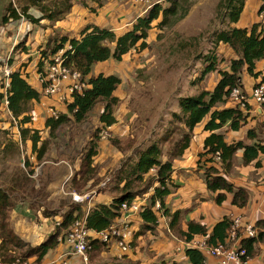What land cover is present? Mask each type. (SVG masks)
<instances>
[{
    "label": "trees",
    "instance_id": "16d2710c",
    "mask_svg": "<svg viewBox=\"0 0 264 264\" xmlns=\"http://www.w3.org/2000/svg\"><path fill=\"white\" fill-rule=\"evenodd\" d=\"M22 6H15L14 0H0V37L9 38L14 35L21 18L26 27L30 23L34 29L41 27V22L47 20L56 23L64 19L71 11L72 0H58L52 4H42L44 0H21ZM264 1V0H262ZM246 0H220L216 6V14L223 29L212 34L213 48L204 57L207 65L203 68L199 80L206 75L217 72L218 79L211 90L200 91L196 95L178 99L179 113H173V118L182 127V134L174 143L173 152L166 159L161 158V149L158 143H151L146 148L137 152L136 159L127 162L121 167L113 179L112 191L117 192L108 203L96 202L86 215V227L93 232L107 230L121 217V205L130 203L139 195H148L145 204L138 212L140 225L134 238L154 232L158 227L159 217L168 218V228L174 232L183 243H190L196 236H206L209 245L223 243L231 226L228 216H223L211 229L199 222L187 220L185 227H181L182 212L171 211L166 206V198L177 189L172 178L174 161L182 159L184 153L190 148L194 130L201 126L207 135L202 140V148L196 155L195 170L200 174L206 191L212 196L216 206H221L229 200L232 207L242 209L248 202V191L236 186L228 180L227 174L232 171L236 156L240 154V164L243 167L254 165L261 166L264 159V141L257 135L255 129L246 132V140L226 141V133L238 132L246 125L248 113H244L238 106H231L229 93L233 88H238L245 94L244 77H249L255 83L251 89L264 85V76L256 71V64L264 60V24L256 22L250 27H237ZM191 6L190 0H164L153 5L144 15L136 19L131 28L122 33H115L106 28L89 24L80 29L77 37L67 35L49 38L43 46L39 47V58L36 62L37 74H43L46 67L52 62V57L63 51L64 65L76 70L81 75V80L86 87L81 92H73L68 100L64 101L65 111L57 113V117L45 119L44 127L53 138L60 127L69 123L86 127L89 116L96 105L101 104L98 116V126L92 132L87 142L76 158L75 169L72 172L70 184L78 193L92 188L98 184V166L94 159L99 152L100 133L106 128L117 123L114 116L115 108L119 103L116 92L121 84L120 78L115 74L95 73V66L111 61L120 63L132 51L142 52L149 47L147 42L149 31L152 28L159 30L171 28L184 19ZM30 8H36L38 15L28 13ZM158 21L156 26L154 22ZM24 37V32L22 33ZM26 45V46H25ZM27 48H25V47ZM66 46L70 48L67 49ZM224 46V55L219 52ZM20 53H28L30 46L24 39L14 46ZM227 51V54H226ZM230 53V54H229ZM232 54V56L229 55ZM222 55V56H219ZM15 58H9L7 63L11 68L8 83L9 87L4 92V80L0 79V116L7 112L9 123L18 131L11 141L2 145L1 153L6 156L13 150L18 154L19 146L27 147L30 144V155L36 159V164L42 162L47 151V141L42 139L40 131L29 127L31 124L32 105L41 101V91L33 87L22 68H13ZM226 61L225 69H219V64ZM256 80H258L256 82ZM6 97L7 105H4ZM264 108V101L260 105ZM249 106L246 105V110ZM4 131V130H3ZM15 140V142L13 141ZM112 147L119 153L125 148L120 147L117 139L111 140ZM29 157V156H28ZM26 175H32V163L24 159ZM153 170L152 178L149 177ZM25 175V176H26ZM146 178V179H145ZM146 181L142 190L133 189L134 183ZM120 188V189H119ZM11 191V188H9ZM9 190L0 188V264L27 263L29 258H34L35 264H40L48 253L57 246L58 237H63L70 225L84 217V206L71 203L66 211L57 216V212H44L47 218L59 221L53 233L35 246L24 242L16 236L10 228V212L14 203ZM150 192V193H149ZM159 207L155 210V205ZM256 236L243 239L240 244L247 251L249 257L253 256L254 244L264 238V220L255 223ZM66 231L65 233H61ZM90 233L89 260L90 264L100 263L102 254L109 251L111 244L101 242ZM132 243V242H131ZM25 248V252L16 255L17 249ZM188 264H203L205 253L187 247L181 249ZM28 264V263H27ZM159 264H175L160 262ZM264 264V255H263Z\"/></svg>",
    "mask_w": 264,
    "mask_h": 264
},
{
    "label": "rangeland",
    "instance_id": "374dc122",
    "mask_svg": "<svg viewBox=\"0 0 264 264\" xmlns=\"http://www.w3.org/2000/svg\"><path fill=\"white\" fill-rule=\"evenodd\" d=\"M219 1L190 0L191 6L184 19L171 28L159 30L154 27L149 31L147 40L149 47L147 49L142 52H130L120 63L100 66L101 73L117 75L121 84L116 92L119 99L114 112L117 123L111 129V136L100 141L102 144L94 159V164L98 166L100 180L97 185L83 192L94 191L97 194L93 198V203H95V198L102 201L105 199L104 196L110 198L116 195L117 192L112 191L115 174L121 167L126 166L130 159L135 160L137 152L151 143H158L163 160L169 157L173 152L175 141L179 139L183 131L178 121L173 118V113H179L178 99L196 95L203 90H211L215 85L218 79L217 72L206 75L203 80H199V76L207 65L204 62V57L213 48L212 34L224 28L216 14V6ZM22 3L21 0H14L15 6H22ZM28 13L38 15L36 8H30ZM248 17H251V14L246 10L241 21ZM157 23L158 21L153 25L156 26ZM32 29L34 27L28 23L24 37L19 38L20 43L24 39L33 40L35 38V41L37 38L39 39L38 42L34 41L29 44L28 53H20L15 50V47H10L6 56L0 54V61L6 62L7 58H15V61H12L14 63L12 67L14 69L22 68L23 72H26L27 79L36 85V62L40 55L39 47L44 45L43 41L46 39L41 38L42 31L34 33ZM0 42L3 44L1 39ZM0 51H4L3 46ZM220 51L223 53L222 49L218 53ZM225 67L226 61L219 64V69H225ZM64 101L61 103L62 109L57 103H55L57 109H54L51 103L32 105V121L29 127L39 130L42 139L47 141L46 155L39 164H36V159L30 155V148H28L30 144H27V147L18 145L20 151L18 154L15 150L6 156L1 153L2 145L11 141L9 137L15 135L18 130L8 125L9 120L6 115L0 116V188L5 190L11 188L9 192L14 207L13 212H10V223L13 229L24 232V224L29 220L30 212L38 213L42 218L44 212H57V216H60L61 209L72 202V196L69 193L80 194L71 187V171L73 172L75 169L76 158L85 142L98 126L101 104L96 105L91 112L83 130L81 127L69 123L60 127L56 136L52 138L44 127L45 119L50 117V108L56 114L65 111ZM255 130L259 137L264 136V123L258 124ZM198 131L202 132L200 129ZM112 139H117L120 142V147L125 148L123 153H119L116 148L112 147ZM13 141L15 142V140ZM27 158L32 163V175L25 174V170L29 171L24 168V159ZM62 161L69 164L71 171L65 177H61L60 188L52 190L55 187L52 185V181L56 169ZM242 168L244 167L236 159L231 173L241 179L243 177ZM153 173H149L150 178ZM145 179L134 183L133 189L142 190L143 185L146 184ZM102 183H105L103 185L105 187L100 188ZM99 192L100 197H98ZM69 197L71 200L68 199ZM143 197L147 199L148 195L138 196L139 199ZM209 197H211V201L212 196ZM197 198L199 199V197ZM22 217L26 218L24 222L20 221ZM168 220L166 218L167 222ZM32 228L37 229V224L34 223ZM26 230L28 231V229ZM171 233L169 235L163 230L145 233L141 241L144 248L143 253L132 242V255L122 259L108 255L101 258V261L109 264H159L163 261L186 264L180 258L181 252L173 246L179 244L180 239L174 232ZM133 234L134 232L130 234L131 240ZM15 252L17 256L21 255L25 252V248H19ZM68 261L73 263V257H70Z\"/></svg>",
    "mask_w": 264,
    "mask_h": 264
},
{
    "label": "crops",
    "instance_id": "0c3cea01",
    "mask_svg": "<svg viewBox=\"0 0 264 264\" xmlns=\"http://www.w3.org/2000/svg\"><path fill=\"white\" fill-rule=\"evenodd\" d=\"M57 1L58 0H44L42 4L48 5ZM261 4L262 0H246L244 10L236 26L240 28H248L254 23L259 22L257 18V13ZM246 10L247 12L249 11L251 17H248L247 19L241 21L242 16L244 15ZM143 15V7L138 4H135L133 0H72L71 11L64 19L56 23H49L47 20H43L41 22V27L38 28L39 30H32L34 33L42 31L41 38L46 39L43 41L45 44L50 37L58 35H67L70 38L77 37V34L80 29L89 24L96 25L100 28H106L119 34L129 30L133 23L136 21V19ZM26 30L27 27L25 23L21 21L18 24L16 31L13 30L14 35L12 36V38L0 37L3 42V44L0 42V49L1 46H3L4 48V51H0V54H4L6 56V54L9 53L10 47H14L16 45V43L19 41V38L23 37V32L25 35ZM29 40L30 39L26 40L27 45L33 43L35 41V38L33 40ZM38 40L39 39L37 38L35 42H38ZM221 49L223 50V52H225L226 48L222 46L220 47V50ZM229 56H232V54ZM8 59L9 58H7V61ZM106 64H112V62L108 61L103 64H97L94 68L95 73H99L100 66L103 67V65L106 66ZM256 71H259L261 73V76H264V60L257 62ZM28 81L30 82V80ZM35 81L37 86L32 82H30V84L33 87L37 88L39 91H41L42 87L38 80L37 72ZM257 81L258 80H256V82ZM243 83L245 87V94L249 97L251 86L255 83V81L250 79L249 77H244ZM67 100L68 99H66V101ZM46 103H51L54 109H57L55 105V103H57L60 106V109H62L61 102L57 99L41 96V101L38 103V105H47ZM248 106L249 109L244 112L248 113L249 115L246 125L241 128L238 132L226 133V141L231 142L236 140H243L249 143V140H246V132L250 129H255L258 124L264 123V108H261L260 106L256 105L255 103H253L252 100L248 101ZM8 115H10L9 112L6 113V116ZM115 125L116 124L110 127V131L112 128H114ZM199 129L202 131L201 126H198L194 130L193 138L190 143V148L184 153L182 159L174 161L172 178L174 180V184L177 185V189L173 190L172 193L166 198V206L171 209V211L179 210L182 212V218L180 222L182 228L185 227V223L187 220H192L194 222H199L201 225H205L207 228L211 229V227L223 216H228L229 218L241 216L244 223H250L254 227L257 221L264 220V159H261V166L259 168H256L253 164L242 168L241 173L243 177L241 179L236 178L231 172L227 174L228 180L233 182L236 186L247 189L248 202L244 208L238 209L232 207L229 204V200L223 203L221 206H216L212 199L210 201V194L206 191L201 176L196 173L195 170L196 155L201 150L202 140L207 135V133L203 131L200 133V131H198ZM260 139L264 141V136L260 137ZM100 141H104V139L100 137ZM101 144L102 143H100L99 145L101 146ZM236 159L240 161L239 153L237 154ZM70 171L71 168L68 163L62 161L58 164V169H56V174L54 180L52 181V185L56 188L54 187L52 188V190L60 188V185L62 183L61 177H65V175H67ZM102 184L99 186L100 188L105 187L102 186ZM76 195H88V198L81 202L72 201L75 204H82L84 206V215L89 212V210L95 205L96 202L100 201L98 198H95V203H93V198L97 196L94 191H90V193L85 192L83 194L76 193ZM100 196L101 194L99 192L98 197ZM197 197H199V199ZM104 198L105 199L100 202L108 203L112 197L109 198L104 196ZM68 199L71 200L70 197ZM68 199L66 200L68 201ZM66 209L67 206L63 207L60 212L63 213L64 211H66ZM27 213H29V211H27ZM30 215L31 216L29 220L24 224V232H22V230L19 231L15 228L13 229L11 223L10 228L12 229L13 233L20 239H22L24 242L30 244L31 246H35L45 240V238L49 234L54 232L56 221L53 224L54 218H47L44 215H42V218L41 216H39L38 213L35 214L30 212ZM137 216V214L129 215L126 217L125 222H122L125 223L124 227L129 233V240L133 242V245H137L140 248L139 250H141L143 253L144 248L143 243L141 241L144 238V234L138 236L137 238H134V233L132 240L130 239V234L132 232H136L140 225V220ZM25 220L26 218L24 217L20 219V221L23 222ZM121 220L122 219L120 218L114 225L120 227ZM168 222L166 221V218L160 216L158 221V227L155 229V231L160 232V230H163L166 231V233H168L169 235H171L172 231L168 228ZM34 223L37 224V229L32 228ZM39 226L40 229H38ZM26 229H28V231ZM149 233L150 232H146V234ZM200 237L203 236L198 235L194 239H199ZM57 243L58 246L54 250L50 251L48 255L44 257L43 261L40 262V264H59L60 258L68 251V249L64 242ZM170 243L172 244V242ZM178 243L179 244L177 245L172 244L174 248L177 249V251L181 252V249L187 248L186 246H184L181 240H179ZM132 252L126 255H121L120 257L117 249L113 246H110L109 251L102 254L101 258H103L104 256L111 255L117 259H122L123 257L132 255ZM254 252L255 253L253 254V256L250 257L249 264H263L264 238L254 244ZM180 258H182V260H184L185 263L188 264L187 259L182 254V252L180 254ZM33 262L34 258H29L27 260L28 264H32ZM88 262L90 264L89 253ZM100 263L106 262H103L100 259Z\"/></svg>",
    "mask_w": 264,
    "mask_h": 264
},
{
    "label": "built area",
    "instance_id": "2783aa9c",
    "mask_svg": "<svg viewBox=\"0 0 264 264\" xmlns=\"http://www.w3.org/2000/svg\"><path fill=\"white\" fill-rule=\"evenodd\" d=\"M163 0H133L135 4L143 7L146 12L153 5L161 3ZM257 18L259 22L264 24V1L258 9ZM24 22V19L21 18ZM70 47L67 46V49ZM11 68L6 62H0V79L4 80V92L9 87L8 79ZM38 80L41 84L42 96L52 99H57L62 103L70 97L73 92H81L86 87L85 82L81 80V75L76 70H72L64 65L63 51H59L52 57V62L46 67L43 74H38ZM252 100L253 103L260 106L264 101V85H258L251 89L249 97L242 93L240 89L233 88L229 93V102L231 106H238L242 111L246 110L248 101ZM4 105H7L6 97ZM50 116L56 118L57 114L53 109H49ZM111 136L110 127L106 128L100 137L106 140ZM150 172H154L151 170ZM105 183L102 184V186ZM72 196V201L81 202L88 198V195L78 196L75 192L69 193ZM146 199L143 197L135 198L130 203H123L121 209V225L120 227L112 225L107 230L101 232L91 233L86 227V215L82 219L75 220L65 233L63 237H58L57 242H64L68 251L60 258L59 264H89L88 253L91 249L90 246V233L91 238H97L104 243H110L115 247L121 257L132 252V244L129 240V233L125 229V220L129 215L138 214L141 207L145 204ZM159 207L155 205V210ZM123 221V222H122ZM231 226L228 231V236L223 243L217 245H209L207 237L203 236L199 239H193L190 243H183L184 246L196 249L205 253L203 264H249L250 257L247 251L241 246L240 242L243 239L253 238L256 236V230L250 223H244L241 216L231 217ZM55 226H59V221L55 222ZM89 237V238H88ZM73 257V263L68 259ZM15 261L12 264H18ZM22 264H27L26 262Z\"/></svg>",
    "mask_w": 264,
    "mask_h": 264
}]
</instances>
